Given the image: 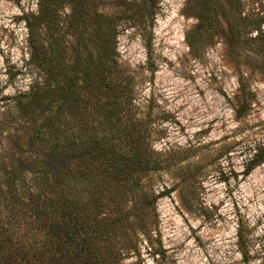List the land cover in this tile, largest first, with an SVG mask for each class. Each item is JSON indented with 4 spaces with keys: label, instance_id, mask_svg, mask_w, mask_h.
Masks as SVG:
<instances>
[{
    "label": "rangeland",
    "instance_id": "obj_1",
    "mask_svg": "<svg viewBox=\"0 0 264 264\" xmlns=\"http://www.w3.org/2000/svg\"><path fill=\"white\" fill-rule=\"evenodd\" d=\"M242 1L245 13L264 15V0ZM90 8L88 32L99 26L93 12L113 17L118 60L161 161L153 230L124 264H264V160L247 171L264 147V58L229 24L198 28L202 13L190 0H90ZM37 12L38 0H0V151L8 159L25 150L10 132L14 99L45 79L31 62L26 22ZM70 12L67 3L62 31L73 41ZM233 14L226 11L231 22ZM57 32L38 40L47 46Z\"/></svg>",
    "mask_w": 264,
    "mask_h": 264
},
{
    "label": "trees",
    "instance_id": "obj_2",
    "mask_svg": "<svg viewBox=\"0 0 264 264\" xmlns=\"http://www.w3.org/2000/svg\"><path fill=\"white\" fill-rule=\"evenodd\" d=\"M190 1L202 13L198 28L229 24L264 58V15L245 13L242 0ZM67 3L73 41L62 31ZM89 11L90 0H38L26 18L31 62L45 79L14 99L10 132L25 150L14 159L0 151V264H124L153 230L161 161L137 117L113 17L93 12L99 26L88 32ZM50 28L58 35L46 46L38 38ZM263 160L262 146L248 173Z\"/></svg>",
    "mask_w": 264,
    "mask_h": 264
}]
</instances>
